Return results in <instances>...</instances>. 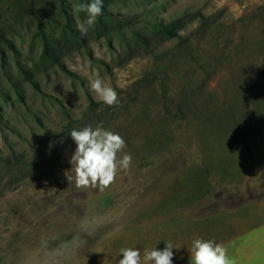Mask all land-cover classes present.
<instances>
[{
  "label": "rangeland",
  "instance_id": "1",
  "mask_svg": "<svg viewBox=\"0 0 264 264\" xmlns=\"http://www.w3.org/2000/svg\"><path fill=\"white\" fill-rule=\"evenodd\" d=\"M91 2L0 0V264H144L169 241L181 262L200 219L264 196V0H103L82 35ZM97 125L132 156L102 192L65 176L70 132Z\"/></svg>",
  "mask_w": 264,
  "mask_h": 264
},
{
  "label": "clouds",
  "instance_id": "2",
  "mask_svg": "<svg viewBox=\"0 0 264 264\" xmlns=\"http://www.w3.org/2000/svg\"><path fill=\"white\" fill-rule=\"evenodd\" d=\"M73 7L75 11L86 14L84 23L78 24V30L86 35L102 15L103 0L78 3ZM90 89L105 105L111 107L119 104L115 89L105 85L101 78L91 80ZM70 135L76 148L70 159L71 170L65 172V176L69 182L74 180L77 188L102 192L115 182L119 171L127 172L130 169L132 156L128 153L118 156L126 148V142L119 134L97 125L95 128L86 126L81 130L74 129ZM165 244L163 250H145L144 264H173L175 246L170 241ZM120 253L123 258L119 264H141V252L137 248H122ZM190 264H234V261L229 258L228 250L222 243L198 238L192 243Z\"/></svg>",
  "mask_w": 264,
  "mask_h": 264
},
{
  "label": "crops",
  "instance_id": "3",
  "mask_svg": "<svg viewBox=\"0 0 264 264\" xmlns=\"http://www.w3.org/2000/svg\"><path fill=\"white\" fill-rule=\"evenodd\" d=\"M263 209L264 196H261L236 203L219 214H208L206 219H200L202 233L207 228L204 240L222 243L234 264H264ZM190 260L191 256L173 264H190Z\"/></svg>",
  "mask_w": 264,
  "mask_h": 264
},
{
  "label": "trees",
  "instance_id": "4",
  "mask_svg": "<svg viewBox=\"0 0 264 264\" xmlns=\"http://www.w3.org/2000/svg\"><path fill=\"white\" fill-rule=\"evenodd\" d=\"M172 23H159V32L160 34L167 38V39H170V38H173V37H176L180 40H184L185 37L179 35L177 33V31L174 29V27L171 25ZM1 42L3 43H6L10 48H12V44L11 42L9 41V39H7L3 33H2V30L0 28V44ZM43 54L46 58H48L49 60H51L52 62L54 63H57L60 65V67L62 68V70L66 71V69L64 68V66L59 62L58 60V57L57 55L55 54V50H52V47H51V44L48 43L47 41L44 43V49H43ZM29 78V77H28ZM29 82L32 84V86L36 89V90H39V85L37 84V82L33 81L32 79H29ZM13 158L15 159L16 162H19V159L17 158V154H13L12 155Z\"/></svg>",
  "mask_w": 264,
  "mask_h": 264
}]
</instances>
